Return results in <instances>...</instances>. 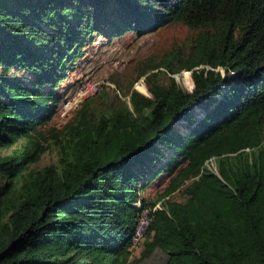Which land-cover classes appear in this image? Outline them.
Instances as JSON below:
<instances>
[{
  "label": "trees",
  "instance_id": "1",
  "mask_svg": "<svg viewBox=\"0 0 264 264\" xmlns=\"http://www.w3.org/2000/svg\"><path fill=\"white\" fill-rule=\"evenodd\" d=\"M168 25L189 44L116 81L126 99L105 86L61 129L40 128L97 41ZM182 70L191 91L170 76ZM143 76L148 96L132 89ZM263 143L264 0H0V264H136L137 212L157 203L139 260L264 264V155L240 159ZM222 154L236 159L218 168L225 182L203 170Z\"/></svg>",
  "mask_w": 264,
  "mask_h": 264
},
{
  "label": "rangeland",
  "instance_id": "2",
  "mask_svg": "<svg viewBox=\"0 0 264 264\" xmlns=\"http://www.w3.org/2000/svg\"><path fill=\"white\" fill-rule=\"evenodd\" d=\"M189 37L190 32L185 27L181 25H168L159 31L157 30V33L142 37H136L135 35L128 33L123 38L114 41L112 44L102 45L100 40L97 41L89 52L88 59H85L80 66L70 74L68 79L62 83L61 86L63 90L65 89V92L68 91V99L66 101L71 98L73 92L78 86L77 84L80 83V81L82 83L86 78L109 81V83L116 88L113 89L110 87L114 90L111 91V94H116L118 96L117 98L120 100L126 99L127 97L122 94V90L118 88L116 81L118 84L120 83L122 87H126L128 82L135 79L137 70L140 67L145 68L153 63L159 62L163 54L170 49L182 47L184 43H187L188 45ZM160 72L166 71L164 68H157L150 71V73L156 74L157 77L160 76ZM170 76L178 86L185 88L187 91H191L193 82L188 71L182 70L174 75L170 74ZM145 77L146 76L136 79L132 89L148 96V81H146ZM116 90L120 91V96L117 94ZM66 101L61 105L49 123L40 126L41 129L44 130L47 127L61 129L65 122L73 116V112H71V114L69 113V116L62 115L63 105ZM260 155H264V143L249 151L242 150L240 152V159L247 158L248 161L252 163L253 158L260 157ZM56 158L55 151L49 149L48 152L42 156L36 166L43 167L55 161ZM235 160L234 155L222 154L217 157H211L204 163L203 170L219 177L220 180L225 182L220 176L218 168L224 166L229 172L230 168H232L231 165L234 164ZM167 181L168 177L157 179V181L150 185L143 194H140V197H146L149 198V200L155 198L156 195L166 186ZM169 199L179 202L183 200L179 192L170 195ZM137 200H139V196H137ZM141 241L142 240L138 241L139 243L132 244L130 247L132 252L130 261L134 260L136 264H163L165 262V257L158 250L149 258L139 260L140 254L143 250Z\"/></svg>",
  "mask_w": 264,
  "mask_h": 264
},
{
  "label": "built area",
  "instance_id": "3",
  "mask_svg": "<svg viewBox=\"0 0 264 264\" xmlns=\"http://www.w3.org/2000/svg\"><path fill=\"white\" fill-rule=\"evenodd\" d=\"M119 63V62H117ZM210 69V66L207 67ZM221 73H224L223 69L218 68ZM190 73V72H188ZM111 87L116 89L115 86L109 83V81L105 80H95V79H88L86 78L83 82L79 85V87L73 92L71 98L66 101L63 105V112L62 115L65 116L74 110L80 103H82L86 98H89L95 94H97L101 88L103 87ZM117 94L120 96L118 90H116ZM256 148V147H255ZM254 149V148H252ZM252 149H245L243 151H249ZM207 172V171H205ZM209 173V172H208ZM136 206L140 208V199L136 201ZM156 209H161L160 205L157 203L154 205L152 209H142L138 210L137 212V220L134 232L131 236V243H137L138 241L142 240L145 232L148 228L150 222V212ZM139 243V242H138Z\"/></svg>",
  "mask_w": 264,
  "mask_h": 264
},
{
  "label": "water",
  "instance_id": "4",
  "mask_svg": "<svg viewBox=\"0 0 264 264\" xmlns=\"http://www.w3.org/2000/svg\"><path fill=\"white\" fill-rule=\"evenodd\" d=\"M219 178V177H218ZM220 179V178H219ZM222 181V180H221ZM223 182V181H222ZM229 188L232 190V191H234L230 186H229Z\"/></svg>",
  "mask_w": 264,
  "mask_h": 264
}]
</instances>
